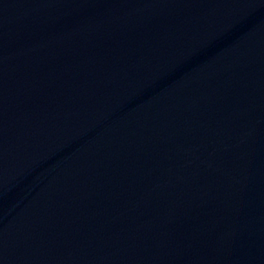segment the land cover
<instances>
[{
  "label": "water",
  "instance_id": "95a60500",
  "mask_svg": "<svg viewBox=\"0 0 264 264\" xmlns=\"http://www.w3.org/2000/svg\"><path fill=\"white\" fill-rule=\"evenodd\" d=\"M0 264H264V0H0Z\"/></svg>",
  "mask_w": 264,
  "mask_h": 264
}]
</instances>
